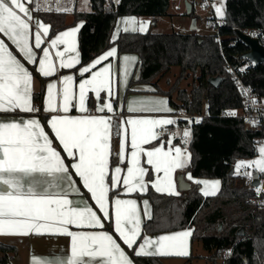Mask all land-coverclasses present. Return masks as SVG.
<instances>
[{
	"label": "snow or ice",
	"instance_id": "obj_1",
	"mask_svg": "<svg viewBox=\"0 0 264 264\" xmlns=\"http://www.w3.org/2000/svg\"><path fill=\"white\" fill-rule=\"evenodd\" d=\"M220 0H217L219 3ZM32 0H0V34H3L16 46L19 53L29 64H38V72L49 77L55 75L57 67L51 58L49 47L41 48L43 37L50 31V26L44 25L39 19H33L32 12L26 6ZM215 13L221 18L224 15L222 5H213ZM38 10V8L33 9ZM50 10V9H49ZM57 10H60L59 8ZM65 11L69 9L65 8ZM124 23L136 24L134 18L125 20ZM35 31L32 32V25ZM78 28L58 34L50 41V47L56 49L58 45H66L63 51L57 50L55 55L59 58V68H73L79 63L78 53L69 56L68 52H76L74 38ZM127 30V28L125 29ZM146 24L140 22L139 31H145ZM30 34L34 36V46L30 45ZM40 49L42 57L37 58L33 49ZM116 56V49L111 48L106 53L96 58L91 65L82 66L79 69L80 76L90 74V78H83L78 84V110L87 112L86 93L92 91L99 100L101 92H106L111 98L113 96V83L115 71L113 65L108 63L101 69L93 72L92 69L110 57ZM125 66L123 75H129L128 66L135 60L134 57H124ZM231 71V69H229ZM243 71V69H241ZM31 72L24 66L5 42L0 39V112H22L31 113L38 111L31 105ZM74 78L65 75L60 78L62 85L59 92L56 83L47 85V107L46 111H57L56 99L60 97V110L68 113L72 101L76 99L73 92ZM242 95H247V89H241ZM135 102H129L128 111H167L166 101H158L159 108H137ZM144 103V102H141ZM98 112H113L111 99L98 106ZM234 114V113H233ZM199 122V121H197ZM176 120L171 118H134L127 119L117 125V136H124L127 128L131 126V160L127 168V176L123 184L127 192L146 191L144 182L148 169L141 165V155L146 157V164L157 174L155 181H150L157 192L178 194L174 192L170 175L173 170L185 168L191 159V154L186 148L173 145L169 139V145L153 146L145 149L141 145H148L152 140H157L163 134V129L169 125H175ZM191 123V121H189ZM49 124L58 138L59 144L63 146L67 157H71L75 163L65 165L64 158L60 152L52 147V141L45 133V128L37 119L22 121L2 122L0 121V234L3 235H27L31 232L43 234L42 229H47L53 234H66L71 237V256L61 261L60 264H133L132 259L126 254L121 244L114 238L118 235L123 244L129 249L137 245L142 234L141 218L137 214L136 202L132 200L116 199L115 226L113 233L86 232L75 233L68 230V225L78 228H104L102 220L109 218L106 205L109 201V185L106 183L109 168L110 136L112 122L106 116H81L70 117L53 116ZM157 126L161 131H156ZM177 133L172 134V138ZM191 133L189 130L182 131L181 139L186 144ZM260 159L253 162H238L235 166L237 173L241 168H249L254 165L259 171L264 172V145L259 148ZM124 161V144L117 154ZM70 168L74 169L77 176L88 192L91 194L95 205L103 213L98 216L91 206L86 204L81 207L68 199L67 191L62 187V182L72 188V174ZM122 169L117 166L111 176V185L115 187L120 182ZM163 173V178L159 177ZM51 178L46 179V178ZM188 179H193L191 174ZM203 184L205 195H215L219 189L220 182L217 181H195ZM163 185V186H162ZM61 189L59 193L49 191L51 187ZM260 189H257L259 194ZM145 215L150 219L147 212V201H145ZM43 222V223H42ZM191 231H183L175 234L161 235L157 238L144 236L142 242L134 249L136 256L150 254H176L187 255V237ZM88 258V259H85ZM59 259V258H56ZM33 264H50L49 261L34 259Z\"/></svg>",
	"mask_w": 264,
	"mask_h": 264
},
{
	"label": "trees",
	"instance_id": "obj_2",
	"mask_svg": "<svg viewBox=\"0 0 264 264\" xmlns=\"http://www.w3.org/2000/svg\"><path fill=\"white\" fill-rule=\"evenodd\" d=\"M91 11L78 10L71 15L73 23L82 21L79 31L80 65L89 64L112 46L119 54L139 56L140 84H154L173 67L180 68L177 81L168 91L157 93L169 98L176 112L196 115L209 105L199 124L191 126L187 149L191 159L183 174L195 179H219L221 188L214 196H205L199 184L180 195L161 194L150 188L146 193L152 205L151 218L143 225V235H153L192 228L191 246L201 243L206 254L191 253L185 264L204 259L208 264H263L264 213L258 210L263 195L247 183L242 175H230L234 164L258 154L262 134L247 131L239 119L224 116L229 110L244 106V99L234 85V75L227 67L245 66L242 79L264 98V63L254 65L242 56L248 48L236 36V29H255L264 37V0H226L223 19H209L216 33L122 32L113 41L112 34L122 16L158 18L168 15L171 0H91ZM195 7L192 3L194 16ZM187 14V13H186ZM68 15H42L50 25V37L70 26ZM190 75L194 84L190 91L179 84ZM211 77L221 79L218 86ZM134 81H131L133 84ZM43 92L35 94L41 104ZM117 138V137H116ZM109 223L108 228L111 229ZM221 227V229H220ZM243 229V235L239 231ZM136 264H164L163 257L136 256L123 246ZM15 248L0 242V264H12Z\"/></svg>",
	"mask_w": 264,
	"mask_h": 264
},
{
	"label": "crops",
	"instance_id": "obj_3",
	"mask_svg": "<svg viewBox=\"0 0 264 264\" xmlns=\"http://www.w3.org/2000/svg\"><path fill=\"white\" fill-rule=\"evenodd\" d=\"M118 3V1H117ZM186 5V1H185ZM28 7V5H26ZM29 8V7H28ZM30 10V9H29ZM33 16V19H39L44 25L50 26L49 24L45 23L41 18H38L36 16ZM138 19H135L137 21L136 25H140V22H144L146 24V32L149 30L154 31L152 29L153 26H150L151 19H140L142 17H136ZM150 20V21H149ZM158 22V20H157ZM156 22V23H157ZM150 23V24H149ZM83 22L80 21L78 25V32L76 33L74 38H68V39H74L75 45H76V52H68L65 54V59H67L69 56H76L78 53L79 63L75 64L73 68H59V58L56 57L55 53L57 50L63 51L66 47L64 44L58 45L56 49H53L50 47V41L51 39H54L58 34L63 33L65 31H70L72 29H63L59 31L55 36L50 37V31L46 37L42 36L43 43L41 45V48L49 47V51L51 54V58L53 62L55 63L57 67V71L55 75L44 77L38 72V64H29L27 60L23 57L22 54L19 53V50L16 48L14 44L6 36L3 34H0V39H2L5 44L9 47L10 51H13V54L17 56V59L21 61V63L24 64V66L31 72L32 74V80H31V105L34 109H37L38 111H34L31 113L22 112L19 109H17L15 112H0V121L2 122H11V121H22V120H28V119H37L40 121L41 126L45 128V133L48 135L49 139L52 141V147L55 148L58 152H60L62 158H64L65 165H71L75 163V161L71 157H67L66 151H64L63 146L59 144L58 138L55 137V133L52 130L49 121L53 116H70V117H81V116H106L111 118L112 122V130H111V136H110V155H109V168H108V176L106 177V183L109 185L110 191H109V201L106 205L107 210L109 212V218L102 220L104 224V228H88V227H82L78 228L72 225H68V230L75 232V233H86V232H103L107 231L109 233H113L114 226H115V205L114 201L116 199L121 200H132L136 202L137 206V214L141 218L142 223V234L141 238L138 239L137 245H134L136 248L139 243L142 242V239L144 236H147L149 238H157L161 235H168V234H175L183 231L190 230L192 235V228H186L179 231H173V232H166V233H160V234H153V235H143V225L146 220H148V216L145 215V201H147V212L148 214L152 215V205L149 200V198L146 196V193L150 188L155 190V188L152 187V184L150 181H155L157 179V174L155 171L151 168V166L146 164V157L141 155V165L148 169V174L144 177V182L147 185L146 191H133V192H127L125 185L123 184V179L127 176V168L130 167V160H131V126L130 125H124L127 128V133L124 136H117V125H120L122 122L126 121L127 119H134V118H171L175 120V117L178 112H176V109L173 108L169 102H166V107L171 109V112L167 111H135V112H129L128 106L129 102H135L134 106L139 108H159L161 107L158 103H152V102H158V101H165V95L157 93L156 89L160 86H158L155 89H150L149 87H135L131 85V81H134V83H137L138 80L134 78V76L125 77L123 75V68L125 66L124 57H134L135 60L128 66L129 73H131V67L132 65H139V56L134 53H125V54H119L117 51V47L114 45L111 48L116 49V56L110 57L108 60L103 61L101 64L96 65L95 68L92 69L93 72L101 69L104 65H107L108 63H111L113 65V69L115 71L114 76V83H113V96L110 98L106 92H101L100 99L98 100L95 96V93L92 91H89L86 93L87 99H86V107L87 112L81 113L78 110V84L81 79L83 78H90L89 73H85L83 77L80 76L79 69L77 72L72 71V69L78 67L81 62L80 58V50H79V31L81 27L83 26ZM135 24H127V26H124V29H132V27ZM155 25V24H154ZM140 27V26H139ZM75 29V28H73ZM139 29V28H138ZM35 31V25H32V32ZM145 31H137L141 33H145ZM122 32H131L127 30H121ZM118 34V36L120 35ZM154 33V32H153ZM118 36L113 38V41H115ZM30 45L34 46V36L30 34L29 37ZM111 48H109L107 51H109ZM34 52L37 55V58L39 59L42 57V51L40 49H33ZM106 51V52H107ZM104 52V53H106ZM103 53V54H104ZM102 55V54H101ZM100 55V56H101ZM98 58V57H97ZM94 61V60H93ZM92 61V62H93ZM90 62L89 64H86L84 66H89L92 64ZM65 75H71L74 78L73 83V92L76 96V99L72 101V105H77V107H72L70 105V110L68 113H64L62 110H60V104L61 100L60 97L57 96L56 99V106L57 111H46L45 108L47 107V85L49 83H56L57 84V91L61 89L62 85L60 84V78ZM133 77V78H132ZM139 78V77H138ZM158 81V80H157ZM158 83V82H157ZM140 84V83H139ZM149 85V84H148ZM164 91H168L167 89H162ZM43 92V95L41 97V104L39 105L37 102L34 101L35 94ZM111 99L112 105H113V112H98L96 111L97 107L102 105L103 103H106ZM144 102V103H141ZM184 130V129H183ZM183 130L175 129L172 125L166 126V128L163 129V134L159 136L157 140H152L150 144L148 145H141V147L145 149H151L153 146H160L164 145L165 149L169 146L167 144L169 139H172L173 145H179L182 148H184V143L181 141L180 137L182 135ZM191 133V129H187ZM156 131H161V127L157 126ZM165 131H169V133H164ZM177 133L176 137L173 139L172 134ZM117 137V138H116ZM191 138V135L189 137V140ZM124 144V161L121 163V160L119 156L117 155L121 151V144ZM189 153V152H188ZM190 162V161H189ZM188 162V164H189ZM187 164V166H188ZM121 167L122 171L119 174L120 176V182L115 187H112L111 185V176L114 174L115 167ZM186 166V167H187ZM185 168L175 169L172 171L170 175V179L173 184V189L175 193L178 194H168L167 191L165 192H158L161 194H168V195H180L182 192L179 190V183L178 178L179 176H183L184 179L192 184H197L195 181L199 179H188L187 174H183L185 171ZM70 173L72 174L71 178L73 181L72 188H68V184L66 182H62V187L65 191H67L68 199L73 201L76 205H79L83 207L85 204L87 206H91L93 208V211L97 212L98 216H103V213L99 210L98 206L95 205L94 199H92L91 194L88 192L87 188L84 187L83 182L81 181L80 177L77 176L74 172V169L70 168ZM160 178H163V173L161 172L159 174ZM46 179H51L46 178ZM219 184V189L217 190L216 194H218L220 188H221V181L217 179ZM216 180V181H217ZM205 181V180H200ZM201 186L200 190H204V185L201 183L199 184ZM163 186V185H162ZM49 191L53 193H59L61 192L60 188H57L55 186L51 187ZM156 191V190H155ZM157 192V191H156ZM203 193V192H202ZM215 194V195H216ZM203 195H205L203 193ZM205 196H214V195H205ZM43 223V222H42ZM109 223L111 224V229L108 228ZM43 234H37L36 232H31L27 235H3L0 234V242L12 246L15 248V254L12 260V264H33L34 259H39L41 261H49L50 264H60L61 261L67 260L71 256V237L66 234H53L52 231L47 229L41 230ZM191 235L187 237V255H176V254H150V255H141V256H156V257H163V263L167 264V261L171 258H187L193 249L191 246ZM114 238L117 239V242L121 244V247L125 250L126 254L129 256L128 252L123 246H126L123 244V241L120 240L118 235L114 234ZM203 256V255H200ZM59 258V259H56ZM88 259V258H85ZM133 261V259H132ZM186 262V261H185ZM192 263V262H191ZM133 264H136L133 261Z\"/></svg>",
	"mask_w": 264,
	"mask_h": 264
},
{
	"label": "rangeland",
	"instance_id": "obj_4",
	"mask_svg": "<svg viewBox=\"0 0 264 264\" xmlns=\"http://www.w3.org/2000/svg\"><path fill=\"white\" fill-rule=\"evenodd\" d=\"M114 2H117L119 0H113ZM185 1H188L189 3H193L195 7V12L194 16H189L186 14V6H185ZM91 0H78V10L81 12H90L91 11V5H90ZM225 4L226 0H220L217 6L222 5V9L225 15ZM220 16H218L215 13V9L213 5L205 6V3L202 2V0H171V6L168 12L167 16L158 18V22L155 25H152L153 20L152 18L148 17H142L140 19H151V24L150 26H153L152 29L154 33H182V34H191V33H196L200 35H210L216 33L215 28L210 24L209 19L211 17H216L218 19H223ZM138 19L135 16H122L118 19L117 24L115 26V29L112 34V39L118 36V34L121 32V30H125L124 26H127L124 21L128 19ZM196 19V29L192 28V23L193 20ZM150 21V20H149ZM67 22L70 23V26L65 28L67 29H73L77 28L80 22L73 23V18L70 16L67 19ZM140 25H134L132 29H127V31L131 32H137L139 29ZM146 32V31H145ZM55 36V35H54ZM131 73H129L128 77L129 79L131 76H134L135 80L136 78L138 79L139 77V67L138 65H132L131 67ZM180 75V68L179 67H173L167 74H165L163 77L159 78L158 80V86H160L162 89H167L169 90L171 86L174 85V83L177 81L178 76ZM133 78V77H132ZM194 84V77L193 75H190L188 78L182 80L179 84V87L182 89H186L187 91H190L192 86ZM133 88L139 86V87H149L150 89H155L156 87L154 84H139V83H133L131 84ZM165 101L168 103V97L165 96ZM264 145V140L260 142L258 145V154L254 158L250 159H241L238 160L234 164V171L236 175H242V176H252L253 171L256 170L257 172L259 171V168L256 167L255 165L253 167L249 168H241L239 170V173H237V170L235 168L236 164L238 162H253L256 161L257 159H260V154H259V148L260 146ZM251 169V170H249ZM199 180H205V181H216L217 179H199ZM261 187H264L262 185ZM206 189L202 190L204 193ZM217 192V191H216ZM196 256L200 255H205L206 252L202 246L201 243L196 242L193 246V249L191 251ZM186 259L185 258H171L170 260L167 261V264H185ZM189 264H208L204 259H196L192 261V263Z\"/></svg>",
	"mask_w": 264,
	"mask_h": 264
},
{
	"label": "built area",
	"instance_id": "obj_5",
	"mask_svg": "<svg viewBox=\"0 0 264 264\" xmlns=\"http://www.w3.org/2000/svg\"><path fill=\"white\" fill-rule=\"evenodd\" d=\"M203 3H205V6L218 4L217 0H202ZM32 14L38 18H41L42 15H59L64 14L71 16L78 7V0H32V3L27 4ZM38 8V10H33ZM60 10H57V9ZM69 9L68 11H65L64 9ZM50 9V10H49ZM214 17H211L213 19ZM246 35L256 38L264 45V37L260 34L258 30L255 29H247V30H241ZM228 71L231 74L234 75V85L238 88V90L241 93V89H247L248 94L242 95L244 99V106L241 108H237L235 110H229L224 113V116L234 119H239L243 122L244 128L247 131H254L259 132L262 134V137L259 139V144L262 140H264V98L259 95L253 87H251L249 84H246L243 79L242 75L246 73L245 66H241L238 68H234L232 66L227 67ZM243 69V71H241ZM209 105L206 104L205 108L202 110L201 113L196 115H190L186 112L180 111L177 113L175 120L177 123L175 125H172L175 129L183 130V129H191V126L193 124H199L203 118L206 117L208 113ZM234 113V114H233ZM191 121V123H189ZM199 121V122H197ZM164 133H169V131H165ZM181 139V137H180ZM183 142V140L181 139ZM189 142V138H188ZM188 142L185 144L184 142V148L187 149ZM188 152V149H187ZM234 168V166H233ZM251 170V169H249ZM257 174L259 185L257 187H254L252 185L253 181L255 180L254 175ZM246 177L247 183L251 184V186L256 190L260 189V192L258 195H263V199L258 204V210L264 213V187H261L264 185V172H257L256 170L253 171L252 176H244ZM264 264V262H263Z\"/></svg>",
	"mask_w": 264,
	"mask_h": 264
},
{
	"label": "water",
	"instance_id": "obj_6",
	"mask_svg": "<svg viewBox=\"0 0 264 264\" xmlns=\"http://www.w3.org/2000/svg\"><path fill=\"white\" fill-rule=\"evenodd\" d=\"M117 4V2H116ZM186 13L190 15L192 13V4L186 1ZM196 19L193 20L192 23V28L196 29ZM237 38L246 45L248 48V51L242 56L243 59L248 60L249 62L253 63L254 65H260L264 63V45L260 43V41L256 38H252L245 33H243L240 29H236L235 31ZM221 79L219 77H211L209 79V82L214 85L218 86L220 83ZM234 168L231 169L230 175L234 174ZM255 180L253 181L252 185L254 187H257L259 185V181L257 179L258 175H254ZM178 183H179V190L182 193L188 192L191 188L192 185L188 183L183 176H179L178 178ZM221 229V227H220ZM240 235H243V229L239 231Z\"/></svg>",
	"mask_w": 264,
	"mask_h": 264
}]
</instances>
